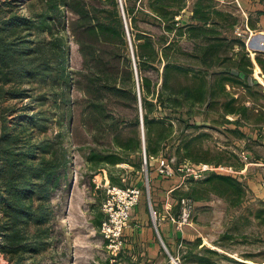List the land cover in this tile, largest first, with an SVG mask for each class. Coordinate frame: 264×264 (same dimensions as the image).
I'll return each instance as SVG.
<instances>
[{"label":"rangeland","instance_id":"374dc122","mask_svg":"<svg viewBox=\"0 0 264 264\" xmlns=\"http://www.w3.org/2000/svg\"><path fill=\"white\" fill-rule=\"evenodd\" d=\"M117 1L132 63L135 62L134 47L126 25L123 0ZM47 2L0 0V28L5 26V21L9 23L11 17L33 18L45 12ZM144 2L147 4L148 0ZM194 5L206 10L209 6V10L215 8L223 13L219 16L211 12L217 24L212 25V20L205 24L220 32L216 37L226 38L220 41V57L218 61L214 58L209 73L226 70L231 62H236L242 64L248 78H237L238 83L234 85L225 82L223 88L219 76L211 74L212 96L208 107L194 103L179 106L173 112L170 107L154 105L149 113L150 117L161 120L150 126L154 139L158 133L164 134L162 145L152 148L153 154H163L173 166L179 163L184 166V170H175L167 176L181 181H178L180 186L168 194L173 199L170 213L177 214L180 196L188 195L194 200L189 224L181 227L168 216L160 220V224L156 219L157 225H154L150 205L160 215H167L164 207L167 197L156 204L151 196L150 202L148 200L146 179L150 189L154 179L152 172L156 168L143 162L145 142L144 148L142 141L140 148H120L113 140L112 124L116 120L123 126L125 140L135 136L142 139L141 122L131 123L136 113L139 118L140 114L142 116L140 85V104L139 98L134 102L127 96L117 97L98 89L101 114L94 118L84 106L86 89H82V83L75 82L77 71L84 69L83 58L68 30L72 13L64 5L59 6L63 26L59 21L51 22L52 33L20 25L1 30L0 36L12 44L60 36L63 71L69 80L66 81L68 76L61 71L58 75L46 70L19 77L11 72L4 73L7 69L3 72L0 69V135L7 133L16 138V152L33 151V162L43 156L55 159L62 174L60 185L52 190L50 203L47 202L53 208L54 217L45 224L37 225L26 219L18 225L38 244V249L11 255L2 251L3 237L0 235V264L15 261L28 264H176L171 255L177 256L180 264H264V70L257 61L264 64V0H186L182 15L175 19L186 21ZM211 37L213 35L198 34L194 40L203 44ZM232 38L242 40L243 47L236 42L230 47L227 41ZM52 47L55 48V43ZM51 52L49 50V54ZM248 59L251 65H247ZM132 71L137 94L140 80L133 63ZM5 77L10 78L5 80ZM227 93L234 95L239 105L247 106L249 117L241 118L240 124L228 121L232 115L224 112L222 105L228 100ZM147 95L148 99L156 100V91ZM35 145L45 146L49 152H42L41 147L34 149ZM110 158H116V162H110ZM199 164L210 168L195 176L189 174L187 167ZM217 174L240 181L242 193L238 195L237 190ZM107 182L142 186L140 205H144L147 224L155 228L161 250L155 258L146 251L143 253L142 249L118 254L107 250L99 231L104 218L101 202L106 196ZM32 197L37 204L35 194ZM137 214L138 209L134 216ZM5 221L6 216L0 210V225ZM163 222H167L173 232V247L160 233Z\"/></svg>","mask_w":264,"mask_h":264},{"label":"trees","instance_id":"16d2710c","mask_svg":"<svg viewBox=\"0 0 264 264\" xmlns=\"http://www.w3.org/2000/svg\"><path fill=\"white\" fill-rule=\"evenodd\" d=\"M138 3L136 4V0H123V10L139 74L144 142L148 156L154 155L152 148H159L164 138V134L160 133L155 139L152 136L151 124L155 121L161 122L159 118L149 116L154 105L170 107L173 112L177 111L179 106H191L194 103L208 107L212 96L209 81L211 74L219 76L224 88L225 82L234 85L238 83L237 78H248L246 76L248 72L241 63L236 62H231L226 70L211 73L208 71L215 62L214 58L218 61L220 57L218 50L220 41L226 39L223 36L216 37L215 35L221 34L212 26L217 22L212 20L210 14L212 12L219 16L223 15L219 10L215 8L209 10V6L206 10L194 5L187 20L180 22L175 17L182 15L181 10L186 6V0H148L147 4L144 0H138ZM47 5L48 9L45 12H39L33 18L11 17L9 23L5 21V26H1L0 33L2 29H8L6 26L13 29L19 25L27 29L35 28L37 32L47 30L52 33L51 22L56 20L63 26L59 6L64 5L72 13L68 30L78 43L83 58L84 69L77 71L75 82L82 83V89H86L84 106L88 115L96 118L101 114L98 89H104L117 97L127 96L136 102L138 95L132 79L133 62L131 63L127 51L124 21L117 7L118 1L48 0ZM209 20H212L213 24L211 27H205ZM198 34L213 37L202 44L194 40ZM213 40L218 41L215 43ZM28 41L31 43L26 44ZM35 41L38 43L32 44ZM227 42L230 47L232 42L243 47V41L237 38ZM12 43L0 36L1 72L7 69L4 73L11 72L22 77L51 70L55 75L61 71L64 76H68L63 71L64 59L60 36L56 35L45 41L38 38L22 40L19 44ZM53 43L55 48L52 47ZM47 45L50 46L47 48ZM49 50H52L51 54ZM257 61L264 70V64L259 59ZM247 65H251L249 59ZM68 78L69 76L66 81ZM254 82L260 85L257 81ZM155 91L156 100L148 99L147 94ZM227 97L228 100L222 106L225 113L232 115V119L228 121L240 124L241 118L249 117L247 106L239 105L234 95L227 93ZM139 121V115L136 113L131 123L134 125ZM123 130V126L117 120L113 122V140L116 146L140 148L142 141L140 136L125 140L122 136ZM15 139L12 134L0 135L2 160L0 210L6 216V221L0 225V235L3 237L1 249L11 255L38 249V244L34 243L18 225L26 219L37 225L45 224L54 217L53 208L51 209L48 203L52 190L60 185L62 177L58 168L60 164L55 159L43 156L37 162H33L35 155L33 151L23 154L14 151ZM35 147L41 146L35 145L34 149ZM41 148L42 152H49L45 146ZM110 159V162H116V158ZM217 177L229 182L237 190L238 195L242 193V184L237 179L229 175L217 174ZM33 194L38 199L37 204H34ZM11 264L28 263L15 261Z\"/></svg>","mask_w":264,"mask_h":264},{"label":"built area","instance_id":"2783aa9c","mask_svg":"<svg viewBox=\"0 0 264 264\" xmlns=\"http://www.w3.org/2000/svg\"><path fill=\"white\" fill-rule=\"evenodd\" d=\"M144 164L155 161V168L160 175L171 176L175 170H184L183 164L173 166L168 157L163 154L148 155L143 150L142 152ZM210 168L208 165H195L187 167L189 174L195 176L201 171ZM146 187L148 193V200L150 202L149 181L146 179ZM106 196L101 202V210L104 213V218L100 221L99 231L106 241V248L112 254H118L124 251L126 244L125 228L129 224L132 208L139 202L142 194V186L139 184L117 185L106 183ZM193 198L188 195H182L177 199L178 212L173 215L170 213L172 202L167 201L164 205L168 218L171 219L178 227L189 224L191 219V211L193 208ZM150 211L153 216L154 225L156 226V219L158 223L164 218L151 205ZM157 229V228H156ZM175 260L176 264H180L177 256L171 255V260Z\"/></svg>","mask_w":264,"mask_h":264},{"label":"crops","instance_id":"0c3cea01","mask_svg":"<svg viewBox=\"0 0 264 264\" xmlns=\"http://www.w3.org/2000/svg\"><path fill=\"white\" fill-rule=\"evenodd\" d=\"M152 165L155 166V161L152 162ZM152 177H154L153 181H151V184L153 186H150L149 194L152 197L154 203H158V201H161L166 198V201L172 202L173 199L169 197L168 194H170V191L173 190L175 187L180 186V179L179 178H173V177H167L165 175H159L157 170L153 169ZM166 177V178H165ZM106 179L108 181V177L106 176ZM180 181V182H178ZM178 182V183H177ZM143 193V188H142ZM155 195V197L153 196ZM141 203V197L139 202L132 208L131 216L129 220L128 226L125 228V236L126 237V244H125V252L133 253L137 249H142V252L145 251L148 253L149 256H152L155 258L158 253H160V246L158 242L156 241V232L153 225L147 224V220L145 219L144 213V205H140ZM142 207V208H141ZM138 209V214L134 216V213ZM142 211V214H140ZM167 216L164 215V220ZM167 223V222H166ZM163 222V224L160 226V233L165 238L169 246L173 247L172 243H174L173 232L171 231L170 225ZM160 224V222H159ZM128 241V243H127Z\"/></svg>","mask_w":264,"mask_h":264},{"label":"water","instance_id":"95a60500","mask_svg":"<svg viewBox=\"0 0 264 264\" xmlns=\"http://www.w3.org/2000/svg\"><path fill=\"white\" fill-rule=\"evenodd\" d=\"M134 60V58H133ZM134 63V66H135V62L133 61ZM135 72H136V69H135ZM137 94H138V98H139V104H140V93H139V84L137 82ZM140 122H141V135H142V144H143V148H144V132H143V124H142V116L140 114Z\"/></svg>","mask_w":264,"mask_h":264}]
</instances>
